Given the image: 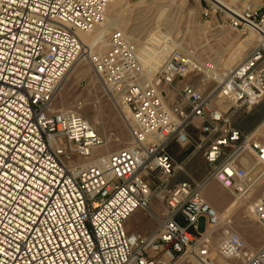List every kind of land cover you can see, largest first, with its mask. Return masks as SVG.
Masks as SVG:
<instances>
[{
	"label": "built area",
	"instance_id": "1",
	"mask_svg": "<svg viewBox=\"0 0 264 264\" xmlns=\"http://www.w3.org/2000/svg\"><path fill=\"white\" fill-rule=\"evenodd\" d=\"M109 3L0 0V264H182L190 254L212 264L218 233L225 264H264V244L249 245L203 192L215 178L244 196L264 178V135L233 118L264 100V0L229 14L232 28L254 23L259 34L231 66L172 33L164 60L147 62L118 27L87 52L81 33L102 24ZM86 52L130 131L112 151L80 105H54ZM173 143L203 155L209 175L169 184L187 164ZM139 208L156 219L148 233L128 228ZM251 210L264 225V197Z\"/></svg>",
	"mask_w": 264,
	"mask_h": 264
},
{
	"label": "rangeland",
	"instance_id": "2",
	"mask_svg": "<svg viewBox=\"0 0 264 264\" xmlns=\"http://www.w3.org/2000/svg\"><path fill=\"white\" fill-rule=\"evenodd\" d=\"M260 3L261 0H110L105 13L118 19L119 24L112 25V28L126 30L140 47L148 51L150 58L145 60L147 62H150L151 58H154L156 64L164 60L170 46L162 44V36L172 33L182 38L187 45L197 46L203 56L213 57L220 60L224 66H231L249 52L258 37L253 40L255 30L232 28L229 25V14L239 12L244 7L258 6ZM104 26L103 21L92 31L93 36L90 38L99 34ZM110 29L108 28V31ZM244 38L249 39L250 43L241 52L238 49L245 41ZM79 58L71 67L55 97L54 105H80L82 113L106 137L108 142L104 151L126 146L131 140V135L117 100L107 93L88 58ZM233 118L236 125L245 129L259 128V133L264 135V100L252 108H240ZM173 150L177 162L187 159L188 163L184 169L177 170L176 175L198 181L209 175V164L203 155L198 153L190 156V148L178 143L172 145V153ZM154 180L157 181L156 178ZM203 192L208 202L222 217L230 219L232 227L249 245L258 248L264 244V225L254 217L251 210L255 200L264 197V178L257 182L248 198L237 197L231 189L215 178L207 180ZM230 204L236 206L229 210ZM159 205L158 200H153V208L156 209ZM135 212L127 222L128 227L133 223L139 229L151 223L152 217L147 210L139 208ZM207 226L206 217L203 215L199 219L198 231H205ZM220 238L221 233H218L212 241V253L216 258L214 264L225 262L218 252ZM199 263L198 258L191 254L182 262Z\"/></svg>",
	"mask_w": 264,
	"mask_h": 264
},
{
	"label": "bare ground",
	"instance_id": "3",
	"mask_svg": "<svg viewBox=\"0 0 264 264\" xmlns=\"http://www.w3.org/2000/svg\"><path fill=\"white\" fill-rule=\"evenodd\" d=\"M111 16V15H110ZM108 14H106L105 13V15H104V18H103V21H104V23H105V26L101 29V31L99 32V34H97L96 36H94L92 39L90 38L91 36H93V33H92V31H89V32H82L81 33V37H82V39H83V41H84V43H85V49H86V51L88 52V51H90L91 50V48H93V46L95 47V45L97 46H99V45H101V48H104L105 46H106V41H107V39H106V33H107V31H108V28H112V27H114V26H112V25H116V24H119V22H118V19L116 20V19H114V18H112V17H110ZM250 29L251 30H255V24L254 23H251L250 24V27H249V31H250ZM256 31V30H255ZM256 34H255V36L253 37V40H254V38L255 37H258L259 36V34L257 33V32H255ZM248 37V36H247ZM247 37H245V38H247ZM244 38V39H245ZM251 39V38H250ZM136 42V41H135ZM249 43H250V40L249 39H245V41L244 42H242V44H241V46L239 47V49L238 50H240L241 52H242V50L245 48V46L247 45H249ZM136 44H137V46H138V51H139V54H140V56L142 57V59L143 60H146L149 56H148V51H146L144 48H142V47H140L139 45H138V43L136 42ZM87 52L86 53H83L81 56H83V58H88V55H87ZM238 52V51H237ZM238 55V54H237ZM80 56V57H81ZM233 56V55H232ZM231 56V57H232ZM150 58V57H149ZM233 58V57H232ZM80 59V58H79ZM152 60H150V62L151 63H153V64H156L155 63V60H154V58H151ZM237 60V59H236ZM79 62V61H78ZM159 64V63H158ZM74 65V64H73ZM72 65V66H73ZM76 66V65H75ZM71 69V68H70ZM70 71V70H69ZM69 73V72H68ZM68 75V74H67ZM66 78H67V76H66ZM65 78V79H66ZM65 81V80H64ZM61 89V88H60ZM60 91V90H59ZM234 194L237 196V197H241V198H248L250 195H251V192L250 193H247V194H245L244 196H241L239 193H237V192H234ZM218 212V211H217ZM219 213V212H218ZM215 236V235H214ZM221 256V255H220ZM222 257V256H221ZM222 258H224V257H222ZM211 259L213 260V264L216 262V258H215V256L213 255V253H211ZM199 260V259H198ZM218 260V259H217ZM224 264L225 263H227L228 262V259H226V258H224ZM199 262L201 263V264H208L209 262L211 263V260L207 263H204V262H202V261H200L199 260ZM199 263V264H200ZM219 264V263H218Z\"/></svg>",
	"mask_w": 264,
	"mask_h": 264
},
{
	"label": "crops",
	"instance_id": "4",
	"mask_svg": "<svg viewBox=\"0 0 264 264\" xmlns=\"http://www.w3.org/2000/svg\"><path fill=\"white\" fill-rule=\"evenodd\" d=\"M172 145H174V143L172 144ZM172 147V146H171ZM173 154H174V150H173ZM183 161V160H182ZM182 161H180V162H182ZM188 164V163H187ZM186 164V165H187ZM186 165H185V167H186ZM184 167V168H185ZM184 179H187V178H184L183 177V175H174L171 179H170V183L169 184H174V183H176V182H179V181H181V180H184ZM236 206V205H235ZM234 205H232V204H230V209L229 210H231L232 209V207H235ZM155 209V208H154ZM155 211H156V213H158V214H160L161 213V208H160V206H158L156 209H155ZM162 211H163V208H162ZM134 213H136V212H134ZM133 213V214H134ZM133 214L130 216V218L128 219V221L132 218V216H133ZM149 216H151V215H149ZM152 217V220H151V223L149 224V225H147L146 227H139V229L137 228V227H135L134 225H133V223H132V226L131 227H128L129 229H138V230H141V231H143V232H145V233H148V232H150V231H152L153 229H154V227H155V224H156V219H155V217H153V216H151ZM127 221V222H128ZM141 228V229H140Z\"/></svg>",
	"mask_w": 264,
	"mask_h": 264
}]
</instances>
